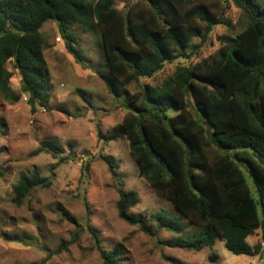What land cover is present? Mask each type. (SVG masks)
<instances>
[{"label":"trees","instance_id":"trees-1","mask_svg":"<svg viewBox=\"0 0 264 264\" xmlns=\"http://www.w3.org/2000/svg\"><path fill=\"white\" fill-rule=\"evenodd\" d=\"M117 1L0 0V94L10 103L20 102L25 95L31 107L51 110L52 83L41 29L47 22H55L67 53L76 63L93 69L70 27L97 28L105 64L94 71L111 96L124 98L121 106L130 114L100 138L109 142L126 138L141 177L198 227L187 239H175L168 246L200 251L223 240L235 256L264 258V0H231L246 19L240 34L222 38L215 55L191 67L180 65L162 84H142L135 94L128 89L131 85L155 77L166 64L189 60L197 49L191 40L206 41L226 21L215 18L206 5L197 4L200 0H186L187 6H193L190 10L183 9L181 0H122L120 11ZM195 20L205 27L192 25ZM190 49L192 54H188ZM10 64L20 75V92L11 87ZM189 106L196 119L189 114ZM211 148L218 155L210 162L206 151ZM44 150L57 156L65 153L56 141L46 140L32 155ZM101 159L118 180L114 158ZM241 166L247 170L257 198ZM89 168V163L83 166L82 177ZM117 182L119 218L154 236L147 217L131 213L140 201L138 194ZM51 186L52 181L34 169L21 175L13 187L12 202L21 206L34 189ZM150 220L158 232L186 231L180 222L159 212ZM258 230L260 241L250 246L247 240ZM92 234L99 242L98 234L93 230ZM69 244L63 243L48 258ZM99 251L103 264H123L125 260L123 246Z\"/></svg>","mask_w":264,"mask_h":264},{"label":"rangeland","instance_id":"rangeland-1","mask_svg":"<svg viewBox=\"0 0 264 264\" xmlns=\"http://www.w3.org/2000/svg\"><path fill=\"white\" fill-rule=\"evenodd\" d=\"M121 1L116 2L118 11L124 7ZM185 2L181 0L180 5L190 10L193 6ZM198 3L206 5L215 18H223L226 24L216 26L206 41L192 39L191 45L197 49L194 54L188 50V54H192L189 60L166 64L155 77L131 85L128 89L132 94L139 92L142 84H162L180 65L191 67L215 55L222 38H234L244 30L245 16L231 0H200ZM192 25L205 27L199 20ZM70 31L79 39L84 55L94 68L105 64L97 28L72 24ZM41 33L47 44L44 55L51 75V110L39 105L31 107L25 95L20 102L10 103L0 94V264H103L99 248L110 251L116 246L126 250L123 264H264V258L259 255H233L223 240H218L214 248L200 251L168 246L175 239H187L198 227L179 214L172 202L155 193L141 177L126 138L111 142L100 138V135H109L130 116L121 106L124 98L111 96L94 68L75 62L67 53L55 22H47ZM8 68L13 73L12 89L20 92V75L12 64ZM188 111L196 119L192 107L189 106ZM46 140L56 141L65 153L57 156L44 150L37 156L32 155ZM206 154L211 162L218 152L211 148ZM102 156L114 158L118 164V180L113 178ZM67 157L69 160L64 161ZM86 163L90 168L86 177H82ZM34 169L49 178L52 186L34 189L25 203L17 206L12 202L13 187L22 174H30ZM241 169L257 198L247 170L243 166ZM117 181L123 183L125 190L138 194L140 201L131 213L147 217L154 236L119 218ZM158 212L184 225L185 233L158 232L156 224L150 220V216ZM92 230L98 234L99 242ZM260 234L258 230L249 237L248 244L255 246ZM63 243L70 244L60 254L48 258Z\"/></svg>","mask_w":264,"mask_h":264}]
</instances>
